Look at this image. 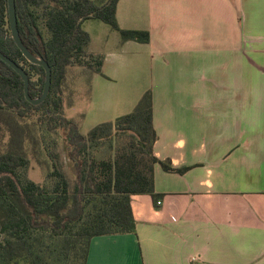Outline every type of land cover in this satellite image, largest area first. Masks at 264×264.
Segmentation results:
<instances>
[{"label": "crops", "instance_id": "crops-1", "mask_svg": "<svg viewBox=\"0 0 264 264\" xmlns=\"http://www.w3.org/2000/svg\"><path fill=\"white\" fill-rule=\"evenodd\" d=\"M134 4L150 41L118 49L150 50L153 153L189 169L156 164L135 233L92 238L86 264H264V0Z\"/></svg>", "mask_w": 264, "mask_h": 264}, {"label": "trees", "instance_id": "trees-1", "mask_svg": "<svg viewBox=\"0 0 264 264\" xmlns=\"http://www.w3.org/2000/svg\"><path fill=\"white\" fill-rule=\"evenodd\" d=\"M56 2L42 13L50 34L45 39L35 11L40 0H14L23 45L51 68L46 99L30 104L21 77L0 60V264H86L92 238L135 233L131 196H155L156 164L169 173L189 169L173 168L153 153L156 132L150 90L131 112L100 123L85 135L64 118L66 72L75 63L90 66L93 59L85 61L89 36L81 28L84 21H102L123 42L146 44L150 35L145 30L119 28L118 0L99 5L91 0ZM0 52L25 71L29 96L39 98L45 72L29 63L11 38L7 0H0ZM95 64V72L100 73L102 61ZM35 113L40 117L32 119ZM43 125L47 131L58 126L64 132L70 177L53 160ZM28 151L47 169L42 182L27 177Z\"/></svg>", "mask_w": 264, "mask_h": 264}, {"label": "rangeland", "instance_id": "rangeland-1", "mask_svg": "<svg viewBox=\"0 0 264 264\" xmlns=\"http://www.w3.org/2000/svg\"><path fill=\"white\" fill-rule=\"evenodd\" d=\"M56 1L59 0H40L39 7L35 8L40 16L39 28L45 39H48L50 34L44 25L42 13L52 7ZM91 1L99 5L108 0ZM139 1L136 0V2ZM133 2L135 3V0H124L123 2L127 5L128 11L129 7H132L128 12L131 15L127 17L125 14L121 18L118 14V18L116 17L121 29H143L148 25L147 14L135 15ZM120 5L122 7V3ZM81 28L89 36V44L85 49V61L87 62L91 57L93 59L89 60L90 66L75 63L68 68L61 114L73 123L80 135H85L96 125L114 121L117 117L132 111L143 92L152 86L149 66L151 53L145 46L135 43L124 51L119 50L118 47L121 44L119 34L100 20H86ZM106 53L109 54L111 61H115L113 62L115 67H104L103 69L101 65L100 73H96L95 62L102 61L103 64V54ZM32 79L35 80L36 77L33 76ZM39 117L40 114L35 113L32 119ZM41 130L49 150L55 155L52 156L53 160L61 164L70 177L72 170L67 164L64 132L58 126L47 131V127L43 125ZM28 157L27 177L35 182H42L46 167L38 164L30 151H28ZM43 158L46 157L43 156Z\"/></svg>", "mask_w": 264, "mask_h": 264}, {"label": "water", "instance_id": "water-1", "mask_svg": "<svg viewBox=\"0 0 264 264\" xmlns=\"http://www.w3.org/2000/svg\"><path fill=\"white\" fill-rule=\"evenodd\" d=\"M7 6H8V20H9V28H10L11 38L13 39L17 48L21 51L23 57L29 63L42 67L44 72H45V82H44V87H43V91H42L41 96L39 98H36V99H32L29 96L28 76L20 66H18L16 63H14L12 60H10L5 55H3L1 52H0V60L3 61L4 63H6L8 66H10L21 77L23 84H24V96H25L26 100L32 105H39L40 103H42L46 99V97L49 93L50 82H51V68L41 57L32 54L23 45V43L20 39L19 33H18V29H17L14 0H7Z\"/></svg>", "mask_w": 264, "mask_h": 264}, {"label": "built area", "instance_id": "built-area-1", "mask_svg": "<svg viewBox=\"0 0 264 264\" xmlns=\"http://www.w3.org/2000/svg\"><path fill=\"white\" fill-rule=\"evenodd\" d=\"M157 204H160V202H157Z\"/></svg>", "mask_w": 264, "mask_h": 264}]
</instances>
